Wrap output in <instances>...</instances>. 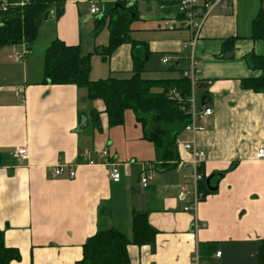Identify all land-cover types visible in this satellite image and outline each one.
I'll list each match as a JSON object with an SVG mask.
<instances>
[{
    "label": "crops",
    "instance_id": "1",
    "mask_svg": "<svg viewBox=\"0 0 264 264\" xmlns=\"http://www.w3.org/2000/svg\"><path fill=\"white\" fill-rule=\"evenodd\" d=\"M91 1L66 0L59 20L51 11L22 61L14 60L13 47L0 51V230L6 246L21 255L11 264H75L83 244L99 228H114L132 239L135 212H148L158 235L154 246L128 247L131 264H238L251 246L257 257L264 240V160L255 159V153L264 147V93L244 90L241 82L260 75L248 68L245 56L264 54V43L251 39V23L263 1L228 0L224 9H213L192 51L184 47L191 32L180 27L175 0H93L100 10L104 4L136 6L138 19L130 34L150 51L146 76H161L157 61L163 68L170 64L172 71L188 59L186 75L193 54L198 67L194 93L202 82L200 94L208 92L206 107L213 110L202 121L206 129L196 142L206 155L205 176L217 191L191 212L184 208L192 197L181 196L188 169L162 167L142 129L135 136L137 152L123 156L113 148L119 127H108L102 101L90 103L87 92L75 86L42 85L44 54L53 40L79 45L83 55L108 45L109 33L101 37L103 31H96L102 13H91ZM230 37L236 38L235 49L223 57V43ZM166 58L170 62L164 63ZM132 65L131 46L124 44L107 61L91 56L90 79L131 78ZM164 79L176 78L146 80ZM20 88L24 94L18 93ZM93 109L100 115V129L88 122ZM80 116L87 124L78 132ZM18 148L28 151V159L16 157ZM177 150L179 161L189 159L183 149ZM104 151L117 166L118 182L102 163ZM86 155L97 164H88ZM233 163L236 168L226 172ZM62 164L76 169L73 179L67 173L53 176ZM145 173L155 175L147 189L140 184Z\"/></svg>",
    "mask_w": 264,
    "mask_h": 264
},
{
    "label": "trees",
    "instance_id": "2",
    "mask_svg": "<svg viewBox=\"0 0 264 264\" xmlns=\"http://www.w3.org/2000/svg\"><path fill=\"white\" fill-rule=\"evenodd\" d=\"M21 0L0 2V51L5 47L26 45L31 50L38 39L40 27L45 15L53 11L55 20L64 14L66 0H29L24 6ZM3 5H7L4 10ZM102 19L96 20L97 33L106 26L109 29L108 45L96 49L94 53L83 55L81 47L68 46L60 39L53 40L47 47L43 59L42 85L75 86L87 91L90 103L102 101L109 128L123 127L126 112L133 111L137 124L143 132V139L151 143L157 153V162L162 167L175 168L179 162L176 145L177 138L183 133L191 119L192 96L191 80L185 75L188 59L182 60L177 70L182 76L176 79L146 80L142 77L150 51L146 44L135 42L131 38V25L138 19L136 6L127 7L125 3L104 4L100 10ZM251 39L264 43V7L251 23ZM235 37L225 39L222 56L235 49ZM131 46L132 76L128 79L107 78L97 81L90 79L91 56L99 54L107 61L122 45ZM247 66L259 76L243 79L244 90L264 93V54L250 53L245 56ZM202 82H197L199 90L204 89ZM172 93V98L169 94ZM208 92L200 94V108L206 107ZM80 124L83 118L79 117ZM89 124L100 126V115L94 109L89 112ZM100 129V127H99ZM100 131V130H99ZM4 153L0 152V166ZM233 163L226 172L233 171ZM204 173V167L201 168ZM223 172L217 176L226 174ZM205 174V173H204ZM205 176L199 185L201 201L215 192L208 189ZM221 178V177H220ZM219 177H217L218 181ZM132 239L114 228H99L96 234L83 244L82 258L75 264H131L128 247L154 246L158 231L150 224L148 212H135L132 219ZM21 260L19 251L7 247L4 232L0 230V264H11ZM257 264H264V240L260 241Z\"/></svg>",
    "mask_w": 264,
    "mask_h": 264
},
{
    "label": "built area",
    "instance_id": "3",
    "mask_svg": "<svg viewBox=\"0 0 264 264\" xmlns=\"http://www.w3.org/2000/svg\"><path fill=\"white\" fill-rule=\"evenodd\" d=\"M28 1L29 0H21L20 5L24 6ZM227 1L228 0H175L181 16L179 25L182 29H186L191 32L190 41L184 43L185 48L192 51L194 50L200 31L212 10L217 7L224 9ZM262 1L264 7V0ZM91 2V13L93 15H98L100 13V8L95 4L96 2H93V0ZM2 8L5 10L7 5H3ZM18 47L19 46L13 47V58L16 62L22 61L28 51L26 45L24 44L21 45L23 48L22 51H19ZM190 57L191 70L186 73V76L192 83V96L190 98L191 119L183 133L176 140L178 148L183 149L189 155V159L187 161L180 160L177 163L178 169H188V174L184 176L186 178V182L181 186V196L183 199L191 196L192 203L190 206L184 208L185 212L196 210L198 204L201 202V194L198 188L200 183L205 179V174L201 172V168L204 166L206 155L205 152L199 148L196 142V137L199 132L206 129L205 125L202 124V121L213 115V110L210 107L200 109L196 104L194 88L196 86V75L198 74V71L195 66L193 54L190 55ZM168 62H170L169 58L164 59V63ZM18 93L24 94V89H18ZM169 96L172 98V93H170ZM22 102H25V98L22 99ZM15 155L20 160L28 159V151L25 148H18ZM86 157H88V155H86ZM107 157L108 152H102V158L104 159L102 163H105L108 168H110V178L114 182H118L120 180V173L117 166L110 163ZM255 159L264 160V147L257 149ZM87 162L90 165L97 164L89 157L87 158ZM65 173H67L68 178L73 179L76 176V169H73V167L65 164L58 165L53 169L54 177H61ZM154 178L155 175L145 173L140 180L141 186L144 189L149 188ZM216 256H221V253L218 252Z\"/></svg>",
    "mask_w": 264,
    "mask_h": 264
},
{
    "label": "rangeland",
    "instance_id": "4",
    "mask_svg": "<svg viewBox=\"0 0 264 264\" xmlns=\"http://www.w3.org/2000/svg\"><path fill=\"white\" fill-rule=\"evenodd\" d=\"M102 31L103 32H101V34H100L101 37H102V35H104L103 33H105V34L109 33V29L107 26H105L102 29ZM105 42H106L105 44L108 43V41H105ZM155 59H158V58H155ZM156 65L160 66V69L163 68V67H161V64L159 61L156 62ZM197 65H198V62H197ZM169 67H170V64L166 65V67L163 68V70H166V72H162L160 69L158 70V72L160 73L161 76L157 75L156 73L154 75V73L151 72L152 76H156V77L146 76L145 74H143L142 77L146 78V79H148V78L158 79V78H178V77L182 76L180 74V72H178L176 70L175 71L169 70ZM196 69H198V67ZM190 70H191V67H190ZM118 78L127 79L128 77H126V78L118 77ZM83 90H85V89H83ZM86 92H87L86 90H85V92L83 91V93H86ZM195 95L197 96L196 104H197V106H199V104H200V100H199L200 90L198 88L195 89ZM82 98H84V97L82 96ZM85 103H88V102H86V101L83 102L84 106H85ZM125 117H126L125 126L123 128L119 127V129L116 128L117 131L120 130V132L113 134V137H112L116 141V144H117L113 148H116L118 151L121 150L123 152V156H127L128 154L129 155L135 154L137 152L138 145H137L135 136L137 133L140 134V132H141V128H140V126L137 125L136 117H135V114L133 113V111L129 110L128 112H126ZM90 127H91V125H90ZM129 158L130 157H128L127 160L131 161V159H129ZM135 159H137V158H135ZM137 162H139L138 159H137ZM138 164L139 163H137V165ZM147 174H150V173H147ZM252 250L253 249L251 246V248H249L248 251L245 252V254L243 255V261L241 263H238V264H256V255L252 254Z\"/></svg>",
    "mask_w": 264,
    "mask_h": 264
},
{
    "label": "water",
    "instance_id": "5",
    "mask_svg": "<svg viewBox=\"0 0 264 264\" xmlns=\"http://www.w3.org/2000/svg\"><path fill=\"white\" fill-rule=\"evenodd\" d=\"M48 17H49V14L47 13V14L45 15L44 20L46 21V20L48 19ZM86 124H87L86 119H83L82 122H81V125L79 126L78 132H81V130H82L83 128L86 127ZM206 184H207V186H208L209 191H211V192H216V191H217V187H216V186L213 187V186L211 185V179H210V178L207 179Z\"/></svg>",
    "mask_w": 264,
    "mask_h": 264
}]
</instances>
